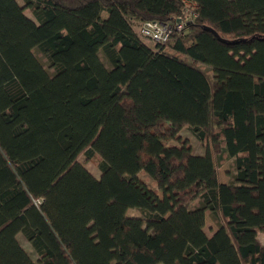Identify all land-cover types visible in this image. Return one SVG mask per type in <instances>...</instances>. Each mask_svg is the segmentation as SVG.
<instances>
[{
    "label": "trees",
    "instance_id": "16d2710c",
    "mask_svg": "<svg viewBox=\"0 0 264 264\" xmlns=\"http://www.w3.org/2000/svg\"><path fill=\"white\" fill-rule=\"evenodd\" d=\"M189 1L0 0V264H264V0Z\"/></svg>",
    "mask_w": 264,
    "mask_h": 264
},
{
    "label": "rangeland",
    "instance_id": "374dc122",
    "mask_svg": "<svg viewBox=\"0 0 264 264\" xmlns=\"http://www.w3.org/2000/svg\"><path fill=\"white\" fill-rule=\"evenodd\" d=\"M18 1L21 4H24V0H18ZM26 13L29 16L34 17L32 11L28 8L26 9ZM135 28H136V30H138V26H135ZM142 38L145 39L146 42H148L149 44L154 46L155 43L152 40H149L146 37H142ZM34 52H35L36 56L39 58V60L43 63L44 67L49 71V73L53 74L54 69L51 68L47 57L38 48H35ZM100 56H101V59L104 61V63L108 67H111V64H110L106 54L104 53L103 49L100 50ZM98 99H100V98H98ZM98 101L99 100L96 99L95 101H93L90 104V106H93ZM180 134H181L183 139L188 140L192 144L193 149H194L196 154L197 153H199V154L205 153L206 148H205L204 142H202L189 127L185 126L181 130ZM80 161L83 164H85V166L89 170H91L94 175H96L97 177L100 176V174H101V171L99 168L100 158L98 156L94 155L92 158H89L85 154H81ZM234 172H235L234 159H229V160L223 162L219 166V177L222 181H225V180L231 181V182L234 181V174H235ZM140 177H142L150 187H153V188L157 187V185L154 183V181H152V178L147 176L143 172L140 173ZM127 214L128 215L141 216V217L146 216L144 211L140 210L137 207L130 208L128 210ZM218 225H219V219L217 217L213 216L210 211H208L206 213V226H205L206 232L208 234H212V232L218 228ZM18 236H19V240H20L21 244L23 245V247L28 251V253L31 255V257L36 261L38 259V254L35 251V249L32 247L31 243L24 237V235L22 233H20ZM260 238H261V240H264V234L263 233L260 234Z\"/></svg>",
    "mask_w": 264,
    "mask_h": 264
},
{
    "label": "built area",
    "instance_id": "2783aa9c",
    "mask_svg": "<svg viewBox=\"0 0 264 264\" xmlns=\"http://www.w3.org/2000/svg\"><path fill=\"white\" fill-rule=\"evenodd\" d=\"M197 17L196 5L184 0L180 15L175 21L145 20L139 25L142 37L152 40L155 44L164 45L175 32L184 34L189 23Z\"/></svg>",
    "mask_w": 264,
    "mask_h": 264
},
{
    "label": "crops",
    "instance_id": "0c3cea01",
    "mask_svg": "<svg viewBox=\"0 0 264 264\" xmlns=\"http://www.w3.org/2000/svg\"><path fill=\"white\" fill-rule=\"evenodd\" d=\"M220 180H221V179H220ZM221 181H222V180H221ZM225 181H226V180H225ZM225 181H224V182H225ZM222 182H223V181H222Z\"/></svg>",
    "mask_w": 264,
    "mask_h": 264
}]
</instances>
